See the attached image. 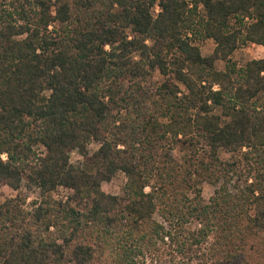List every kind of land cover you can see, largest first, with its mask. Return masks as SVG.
Here are the masks:
<instances>
[{"label": "trees", "instance_id": "trees-1", "mask_svg": "<svg viewBox=\"0 0 264 264\" xmlns=\"http://www.w3.org/2000/svg\"><path fill=\"white\" fill-rule=\"evenodd\" d=\"M5 186L0 264H264V0H0Z\"/></svg>", "mask_w": 264, "mask_h": 264}, {"label": "rangeland", "instance_id": "rangeland-1", "mask_svg": "<svg viewBox=\"0 0 264 264\" xmlns=\"http://www.w3.org/2000/svg\"><path fill=\"white\" fill-rule=\"evenodd\" d=\"M154 11L157 12L158 8L155 7ZM200 52L202 56H210L214 49V42L211 39H206L203 41H200L197 43ZM263 56V47L256 44H247L245 46H242L238 48L231 56L232 61H234L238 67H241L245 65L246 62L250 60H257L262 58ZM215 66L218 70H224V63L221 60L216 61ZM163 80L162 76L156 71L153 75L152 81L155 83H160ZM98 147L97 143L92 142L88 146V151L91 153L94 149ZM184 152L178 148L173 150L172 156L178 160L181 161L184 157ZM218 156L221 160L227 161L230 160L232 157L231 154L226 153L222 150H219ZM71 162L74 164H77L79 161H81V157L77 152H72L70 154ZM125 183V177L123 174L118 173L115 175L109 182H104L101 185V189L103 192L117 195L121 193V189ZM201 194L204 200H208L209 197L213 194L214 187L204 183L201 187ZM67 194V191L64 189H59L58 192H55L52 194L53 198H59ZM19 196L23 202L22 210L27 211L33 201H40L41 196L39 192L36 189H27L25 187H21L18 191H12L8 187H0V206L7 200H15ZM166 252V249L162 251L160 254H157L156 256H151L149 260L146 262L147 264H202L197 261H191L190 263H185V261H182V259L175 258L173 256H169ZM152 259V260H151ZM151 261V262H150Z\"/></svg>", "mask_w": 264, "mask_h": 264}]
</instances>
